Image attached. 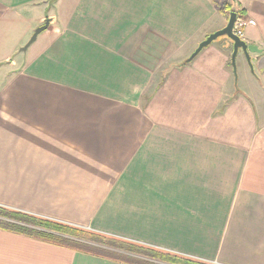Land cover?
<instances>
[{"label": "crops", "instance_id": "0c3cea01", "mask_svg": "<svg viewBox=\"0 0 264 264\" xmlns=\"http://www.w3.org/2000/svg\"><path fill=\"white\" fill-rule=\"evenodd\" d=\"M224 3L255 22L243 40L261 50L252 67L238 51L237 79L226 37L180 65L225 26ZM260 57L264 0H0V206L264 264ZM0 264L129 263L0 228Z\"/></svg>", "mask_w": 264, "mask_h": 264}, {"label": "trees", "instance_id": "16d2710c", "mask_svg": "<svg viewBox=\"0 0 264 264\" xmlns=\"http://www.w3.org/2000/svg\"><path fill=\"white\" fill-rule=\"evenodd\" d=\"M222 10L226 13L234 12L236 15L241 11L237 5L232 3H224ZM185 63L187 62L184 61L180 65ZM0 228L54 245L129 264H206L125 240L106 238L102 234L1 206ZM101 244L103 247L100 246Z\"/></svg>", "mask_w": 264, "mask_h": 264}, {"label": "water", "instance_id": "95a60500", "mask_svg": "<svg viewBox=\"0 0 264 264\" xmlns=\"http://www.w3.org/2000/svg\"><path fill=\"white\" fill-rule=\"evenodd\" d=\"M237 18L238 17L236 13L230 12L225 26L219 30H216L208 34L202 41L198 43L197 47L194 49V51L190 54V56L185 61L186 62L191 61L201 49L208 46L211 42L216 40L218 37H226L232 42V52L230 56V63L233 68V72L235 73V57L238 51L242 52L248 65L252 67L250 54L251 53L260 54L261 50L258 49L255 45L246 43L244 40L240 39L233 33V30H232L233 25H234V22L237 20ZM48 23H49V19H45L43 25L34 29L31 37L25 43V45H23L20 48V50L24 51L35 40L36 36L47 28ZM263 59L264 57H260L259 61Z\"/></svg>", "mask_w": 264, "mask_h": 264}, {"label": "built area", "instance_id": "2783aa9c", "mask_svg": "<svg viewBox=\"0 0 264 264\" xmlns=\"http://www.w3.org/2000/svg\"><path fill=\"white\" fill-rule=\"evenodd\" d=\"M255 22L252 19L240 18L238 17L237 20L234 22L233 25V33L243 40L244 36V29L248 25H254Z\"/></svg>", "mask_w": 264, "mask_h": 264}, {"label": "rangeland", "instance_id": "374dc122", "mask_svg": "<svg viewBox=\"0 0 264 264\" xmlns=\"http://www.w3.org/2000/svg\"><path fill=\"white\" fill-rule=\"evenodd\" d=\"M220 37H218L217 39H219ZM215 41V40H214ZM239 55H241L240 53H239ZM238 54L236 55V57H235V76H236V79L238 78V74H237V66H236V60L238 61L239 60V56ZM253 68H254V70H255V67L253 66ZM236 85H237V80H236ZM87 231H89V230H87ZM89 232H91V231H89ZM92 233H94V232H92ZM104 237H106V238H110L109 236H105V235H103ZM101 247H103V245L101 244L100 245ZM156 250H158V249H156ZM159 251V250H158ZM149 260H151V261H154V260H152V259H149ZM155 262H157V261H155Z\"/></svg>", "mask_w": 264, "mask_h": 264}]
</instances>
